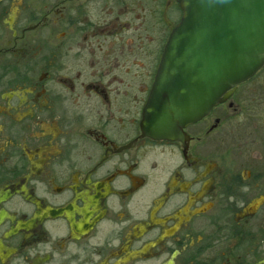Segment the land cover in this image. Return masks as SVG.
<instances>
[{
  "label": "flooded vegetation",
  "instance_id": "obj_1",
  "mask_svg": "<svg viewBox=\"0 0 264 264\" xmlns=\"http://www.w3.org/2000/svg\"><path fill=\"white\" fill-rule=\"evenodd\" d=\"M177 0H0V264H264V64L174 139L145 110Z\"/></svg>",
  "mask_w": 264,
  "mask_h": 264
},
{
  "label": "water",
  "instance_id": "obj_2",
  "mask_svg": "<svg viewBox=\"0 0 264 264\" xmlns=\"http://www.w3.org/2000/svg\"><path fill=\"white\" fill-rule=\"evenodd\" d=\"M177 1L182 18L145 110L154 138L174 139L264 64V0Z\"/></svg>",
  "mask_w": 264,
  "mask_h": 264
}]
</instances>
